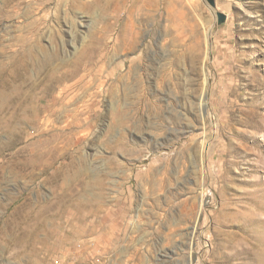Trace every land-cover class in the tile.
Wrapping results in <instances>:
<instances>
[{
  "label": "rangeland",
  "instance_id": "rangeland-1",
  "mask_svg": "<svg viewBox=\"0 0 264 264\" xmlns=\"http://www.w3.org/2000/svg\"><path fill=\"white\" fill-rule=\"evenodd\" d=\"M0 264H264V0H0Z\"/></svg>",
  "mask_w": 264,
  "mask_h": 264
},
{
  "label": "water",
  "instance_id": "water-1",
  "mask_svg": "<svg viewBox=\"0 0 264 264\" xmlns=\"http://www.w3.org/2000/svg\"><path fill=\"white\" fill-rule=\"evenodd\" d=\"M223 20H224V16H223V14H219V15H218V23L223 22Z\"/></svg>",
  "mask_w": 264,
  "mask_h": 264
},
{
  "label": "bare ground",
  "instance_id": "bare-ground-1",
  "mask_svg": "<svg viewBox=\"0 0 264 264\" xmlns=\"http://www.w3.org/2000/svg\"><path fill=\"white\" fill-rule=\"evenodd\" d=\"M71 213V212H70ZM68 217V216H67Z\"/></svg>",
  "mask_w": 264,
  "mask_h": 264
}]
</instances>
